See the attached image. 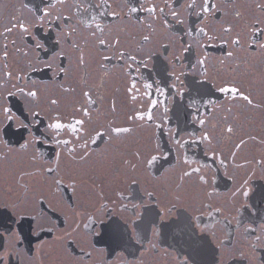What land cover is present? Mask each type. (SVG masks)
I'll use <instances>...</instances> for the list:
<instances>
[{"label":"flooded vegetation","instance_id":"1","mask_svg":"<svg viewBox=\"0 0 264 264\" xmlns=\"http://www.w3.org/2000/svg\"><path fill=\"white\" fill-rule=\"evenodd\" d=\"M51 2L55 0H0V52L5 43L10 52L7 67L0 59V79L8 71L13 78L27 72L17 86L27 90L34 82L42 89L39 106L21 97L0 100L20 120L28 116L38 121L24 131L17 127L20 120L7 122L0 116V264H183L185 258L188 264H264V167L255 163L264 158V107L242 110L244 102L233 104L228 94L216 93V107L201 105L198 116L207 120L204 130L213 133L212 146L196 141L202 130L189 107L201 101L207 88L215 91L229 81L250 87L253 103L264 106V0H212L220 9L218 19L197 15L203 0H195V9L187 7L192 0H106L110 7H104V0H63L55 8ZM153 2L157 14L150 16L144 9ZM90 3L100 6L90 10L93 15L106 13L97 15L91 26L82 19ZM165 3L166 12L175 9L179 15L161 16L159 8ZM45 8L52 17L42 24ZM233 8L241 12L238 20ZM253 21L260 22L259 30H253ZM20 22L45 44L39 61L31 52L28 57L15 55L13 40L21 48L30 43L21 41L20 31L13 28ZM95 24L101 25L103 35ZM228 26L231 34L221 30ZM201 27L209 30L207 36L196 31ZM6 28L13 31L5 38ZM73 31L71 41L84 52L83 67L79 53L64 38ZM144 36H149L146 43ZM117 38L120 44L113 47ZM235 38L240 39L239 48L231 42ZM100 39L106 47L98 46ZM61 49L69 52L68 59H53V52ZM122 52L135 56L136 62L128 56L121 60ZM227 52L234 57L227 58ZM205 57L207 79L198 64ZM61 67L65 72L58 75ZM132 81L138 90L131 94L135 101L127 91ZM12 83L15 79L0 89V96L14 91ZM149 83L152 88L146 89ZM85 91L91 92L95 105L88 103ZM50 99H58L59 105H51ZM153 99L161 103L152 112L150 127L128 120L135 111L147 112ZM78 107H87L92 126L103 125L101 130L110 123L135 130L113 136L111 144H90L92 156L78 163L79 144L86 137L78 141L67 129L57 137L72 141L67 148L76 147L73 157L50 139L54 134L47 129L53 113L67 118ZM32 111L40 115L33 118ZM228 124L234 129L230 137L224 132ZM242 139L247 143L236 164L247 161L246 167L236 168L229 159L225 169L213 161L211 148L230 158ZM25 140L27 146L20 149ZM151 155L159 158L147 165ZM193 168L201 172L183 175ZM199 175L208 179L207 185ZM244 180L247 197L238 193Z\"/></svg>","mask_w":264,"mask_h":264},{"label":"snow or ice","instance_id":"2","mask_svg":"<svg viewBox=\"0 0 264 264\" xmlns=\"http://www.w3.org/2000/svg\"><path fill=\"white\" fill-rule=\"evenodd\" d=\"M56 3H63V0H55V2H51L50 3V7L51 8H55L56 7ZM228 4H234L235 0H227ZM77 9L80 10L81 6L79 4L76 5ZM100 6H96L93 4H89L87 9H84L82 12V19L88 23L90 26L92 24L95 23L96 20V16L97 15H105L106 13L104 12H97L95 15L92 14V11L95 8H98ZM104 7H110V5H108L106 3V0H104ZM169 5L167 3H165V6L162 8H159V14L161 16H167V15H171L172 17H176L179 15V12L175 9L171 10L170 12H166L165 9L168 8ZM187 7L190 9H195L197 7L195 0H192L191 3L187 4ZM261 10L264 11V6H260ZM131 12H137L138 9L137 8H131L130 9ZM144 11H146L150 16H155L157 14V5L153 2L150 4V6H148L147 8L144 9ZM220 12V9L217 8V5L215 3L212 2V0H203L202 5L200 6V11L197 13L198 16H208V17H212L213 19H218V17L216 16V13ZM232 14L233 17L235 19H239L241 16V12L235 8H233L232 10ZM111 15L113 17H117V13L116 12H112ZM45 17H52V12L50 10V8H45L43 10L42 15L39 17L40 22L43 24L44 23V18ZM118 18V17H117ZM55 19H59V17L57 16ZM51 19L48 20V23L51 24ZM164 25L167 26V20L165 19L163 21ZM259 21H253L252 22V27L253 30H259ZM96 29L101 33V35H103V28L101 27L100 24H95ZM13 28H17L21 35L19 37V39L21 41H29L30 43H28L26 45V48H21V47H17L16 46V41L13 40L12 43V47L15 49V55L16 56H21L23 55L24 57H28L31 53L35 54L36 59L39 61L40 60V51L41 50H45V44L43 41H41L40 39L37 38V36L33 33H31L29 31L28 26L26 25V23L20 22L16 25L13 26ZM13 28H6L4 30V35L5 38L7 37L8 33H11L13 31ZM225 34H231L233 32V28L232 26H228V27H224L221 29ZM191 32V29L189 30ZM196 31L201 34V35H208V31L206 30L205 27H201L196 29ZM74 31L71 33H65L64 34V38L66 40V42L71 46V50L79 53V63L80 66L83 67L85 65V56H84V52L83 49L81 48V46L79 44L73 43L71 41V36L74 35ZM93 36H95V32L92 33ZM209 39H215V36H209ZM60 37L58 36L57 38V43H59ZM149 40V36H144L143 37V41L146 43ZM232 44L235 45L237 48L240 47V39L239 38H235L232 39ZM225 43H227V41H225ZM120 44V40L119 38L115 39L114 43H113V47H116ZM98 46L101 47H106V41L104 39H100L98 41ZM254 47V46H252ZM261 48L264 49V45H261ZM187 50V49H185ZM137 51H141V49H137ZM45 55H47V51H45ZM234 52H227L226 53V57L229 59H232L234 57ZM10 56V52L8 49V44L5 43L3 46V51L0 52V59L5 61V66L7 67V61L9 59ZM125 56H128V59L133 61V63L136 62V57L135 56H131L128 55L127 52H122L120 54V59L123 60V58ZM56 57H60L63 58L64 60H67L69 57V52L65 51L63 49L53 52V59H55ZM146 59H150L149 57H146ZM223 63V61H222ZM198 64L200 65L201 69H202V74L204 75L205 79H207L208 77V68H207V64H206V57L205 58H201L198 60ZM27 67L29 70L32 69V60L28 59L27 60ZM45 67H51L50 64H46ZM128 68H131V65L127 66ZM107 71V70H105ZM65 72V69L63 67H61L60 72L58 73V75H61ZM28 76L27 72H18L15 77L13 78V73L11 71H8L6 73H4V78L0 79V89H5L8 87V82L13 81V79H15V83H12L11 87L13 90H9L6 92V95L0 96V100H6L9 97H21L24 99L25 103L28 105H32L35 104L36 106H39L40 103V99H41V93H42V89L39 87L35 86V83L33 82V87L28 88L26 90L25 87H19L17 86V84L22 83ZM179 79V77H177V80ZM86 83V82H85ZM146 89H151L152 88V84H146L145 85ZM136 90L135 89V81H132L130 86L128 87L127 91L131 96V100L135 101L137 99V97L135 95H131L133 93V91ZM65 91H67V89H65ZM138 91V90H136ZM157 92H160V95L163 96L164 93L163 91H161V89L157 88L156 89ZM216 93L219 94H228L230 102L235 104L237 101H242L244 102L241 105L242 110L246 109V108H253V109H260L264 106L260 105V104H254L253 103V94L251 91L250 87H244L242 84H238L236 82H226L224 83L222 86L216 87L215 91H213L212 88H207L206 91L203 93L202 97H201V101L200 102H196L194 101L192 104L189 105L190 108L194 109L195 115L193 116V120L194 122H197L200 126H201V130H202V134L200 136H197L195 139L196 141L200 142V143H207L209 146H212L215 143V138L213 136V133L211 131H207L204 130V126L207 123L206 119H198L199 116V111H200V107L201 105H205V106H209L211 108L216 107L217 101L216 99H213L212 97H214L216 95ZM84 97L87 98L88 103L91 105H95L96 101L92 99V94L89 91H85L83 93ZM146 95H151L150 92L146 93ZM203 96H208V99H203ZM49 103L53 106H58L59 105V100L58 99H50ZM161 103L160 100L157 99H153L148 107L147 112L144 111H135L132 115H130L128 117V120L130 122H135V121H141L143 122L140 127H144V126H151L152 123L154 122V117L152 115L153 110ZM113 111H115V103H113L112 105ZM167 111V108L165 107V112ZM78 114V115H77ZM40 115L39 112L37 111H32L31 112V116L33 118L38 117ZM0 116L3 117V119L7 122H15L17 120H20V117L16 115L15 112H13L12 107L6 106L4 103H0ZM50 119V123L47 124V129L49 131L50 134H54V135H50V139L54 141V143L57 146L60 147H64L67 148V146L69 144L72 143L71 140L69 139H58L57 137L60 135V133L67 129L69 130L74 136L75 138L79 141L81 137H86V139H84L80 144H79V148L81 150V155L79 156L78 159V163H84L86 161H88L89 157L92 156V152L89 150V145H93L95 147H99L100 143H106V144H111L112 143V137H120L123 136L125 134H131L134 132V127L132 126H113L111 123L108 125L107 129L101 130L103 128V125H100L99 127H95L92 126L93 125V116L92 113L89 111V109L87 107H78L74 110V114L71 115L70 117L65 118L64 116H62V114L60 112H55L51 115ZM28 121V122H25ZM38 121H29V117L28 116H24L23 120H20V123L17 124L18 128H21L24 131H27L30 129L31 124L32 123H37ZM91 126V127H90ZM156 128H161L162 125L160 124H156L155 125ZM233 126L231 124H228L225 129L224 132L226 134L230 135L233 133ZM178 135V134H174ZM35 140H40V137H34ZM251 139H255V137H251ZM46 142V141H45ZM177 143H180L179 140L176 141ZM6 145L8 144L7 141L4 142ZM247 143L246 140H240L238 143H236L233 147V150L230 153V158L225 157L224 153L222 151H220L219 148L213 147L211 148V155H212V159L214 162L218 161L220 166L224 167L225 169H227L229 167V163L228 160L230 159L231 163L236 167V168H243L247 166V161H244L243 163L240 164H236V158H237V153L239 152V150ZM28 144V141L25 140L24 144H20L19 147L20 149H24ZM10 147V146H9ZM159 147V145H157V148ZM68 150V154L69 156H73L76 152V147H72V148H67ZM59 156V154H58ZM137 157L139 159V153H137ZM159 157L157 155H151L150 158H148L146 160V164L147 165H152L154 164V162L158 159ZM256 165L258 166H262L264 167V158L256 160L255 161ZM49 172L52 171V169L48 170ZM201 172L200 168H193L190 171H185L183 173L184 176H190L192 174H199ZM213 180L215 179V177L212 178ZM199 181L203 184V185H207L208 184V179L204 176V175H199ZM133 183H135V181H133ZM247 180H244L243 183L241 184L240 188L238 189V193H242L243 196L247 197L248 196V191L246 190L247 188ZM236 193H234L235 195ZM121 198H123V193H121ZM104 207H106V205H104ZM133 206V210H134ZM39 215H43V213H38ZM139 217H137L138 219ZM87 227V225H86ZM17 239H19V237H17ZM183 264H188V260L187 258L184 259Z\"/></svg>","mask_w":264,"mask_h":264}]
</instances>
